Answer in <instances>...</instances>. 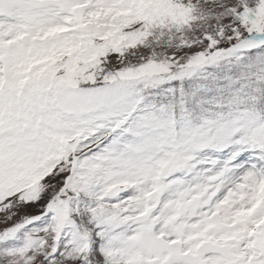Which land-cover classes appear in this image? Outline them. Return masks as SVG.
Here are the masks:
<instances>
[{"label": "snow or ice", "instance_id": "obj_1", "mask_svg": "<svg viewBox=\"0 0 264 264\" xmlns=\"http://www.w3.org/2000/svg\"><path fill=\"white\" fill-rule=\"evenodd\" d=\"M0 264H264V0H0Z\"/></svg>", "mask_w": 264, "mask_h": 264}]
</instances>
